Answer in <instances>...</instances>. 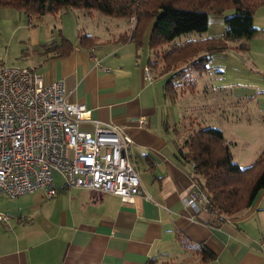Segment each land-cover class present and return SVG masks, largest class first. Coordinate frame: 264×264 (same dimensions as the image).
<instances>
[{
  "label": "crops",
  "instance_id": "obj_1",
  "mask_svg": "<svg viewBox=\"0 0 264 264\" xmlns=\"http://www.w3.org/2000/svg\"><path fill=\"white\" fill-rule=\"evenodd\" d=\"M20 13L2 8L0 19L13 35L19 31L22 42L28 39L39 47V57L30 66L45 82L70 76V100L83 102L92 117L118 124L129 134L131 159L144 191L122 200L110 192L64 187L62 182L51 198L43 190L39 195L27 192L15 197L0 193L12 198L9 204L0 202V213L8 215L7 221L0 220V264H197L187 258L192 255L179 244L177 231L215 251L213 259L200 264H264V187L252 206L219 225L205 222L206 212L195 213L184 203L193 185L191 163L176 156L180 122L175 97L164 93L167 76L144 77L149 48L142 57L141 48L122 41V34L129 31L87 33L96 44L82 48L79 37L84 31L79 32L77 24L72 41L63 26L58 34L50 24L40 29L30 20L29 27L24 26ZM44 16L37 17L39 23H44ZM59 33L72 42V52L62 57L45 53L43 44L57 39ZM257 92L258 86L250 85L236 87L235 94L255 97ZM80 127L91 130L93 125L83 121ZM263 148L258 146L250 157Z\"/></svg>",
  "mask_w": 264,
  "mask_h": 264
},
{
  "label": "trees",
  "instance_id": "obj_2",
  "mask_svg": "<svg viewBox=\"0 0 264 264\" xmlns=\"http://www.w3.org/2000/svg\"><path fill=\"white\" fill-rule=\"evenodd\" d=\"M264 6V0H0V9L12 8L29 17L54 15L67 7L78 8L90 14L94 10L128 21L133 18L129 33L122 34V41H131L135 48H141L145 32L150 57L147 66L156 77L166 75L164 93L176 97L181 88L180 78L189 67L200 73L208 70L207 64L214 53L230 49L231 42L239 39L249 40L259 31L253 23L255 11ZM234 12L224 19V31L218 36L201 39H188L176 42L181 35L207 30L208 13L223 14L225 9ZM122 37V36H121ZM96 39L84 34L79 37V46L89 49L95 46ZM239 50L247 51L248 44L241 42ZM44 52L53 56L69 55L73 44L59 33L57 39L43 44ZM191 88L194 81H187ZM177 129L176 156L191 163L192 182L199 185L209 196L210 211L203 219L214 225L255 202L264 187V148L247 165L234 160L229 143L221 128L201 126L186 135ZM181 135V136H180ZM180 136V137H179ZM179 244L189 250L200 264L213 259L215 251L204 241L190 242L188 238L175 233ZM186 258V259H187Z\"/></svg>",
  "mask_w": 264,
  "mask_h": 264
},
{
  "label": "built area",
  "instance_id": "obj_3",
  "mask_svg": "<svg viewBox=\"0 0 264 264\" xmlns=\"http://www.w3.org/2000/svg\"><path fill=\"white\" fill-rule=\"evenodd\" d=\"M144 77L153 78L147 65ZM72 80L45 82L33 66L0 65V193L15 197L40 189L54 197L55 172L64 187L110 192L122 200L144 191L130 155L132 138L120 125L92 117L83 102L70 100ZM83 121L92 129H82ZM137 122L144 125L142 118ZM183 201L195 213L211 209L209 196L194 182ZM7 218L0 213V220Z\"/></svg>",
  "mask_w": 264,
  "mask_h": 264
},
{
  "label": "rangeland",
  "instance_id": "obj_4",
  "mask_svg": "<svg viewBox=\"0 0 264 264\" xmlns=\"http://www.w3.org/2000/svg\"><path fill=\"white\" fill-rule=\"evenodd\" d=\"M233 12L229 8L225 9L223 14L209 12L206 31L181 35L175 41L218 36L224 31L225 17ZM86 14L82 9L67 7L54 15H45L44 23L41 24L37 17L28 19L27 15L20 13L24 26L29 27L30 20L32 26L36 24L40 29L43 24H50L51 27L53 25L56 27L53 28L56 34L63 26L68 35L66 38L72 41L76 24L79 32L82 29L84 34L96 32L98 35L128 32L130 25L133 24L132 20L131 23L127 19L111 17L98 10H94L92 16ZM253 23L259 29L257 34L249 40H235L231 42L230 49L214 53L207 63L208 70L200 73L196 68L189 67L180 78L181 88L173 102L179 114L177 124L180 122L179 129H183L184 135L196 129L198 123L201 126L221 128L230 142V150L235 153V158L241 165L250 164L255 158L250 157L251 152L262 144L264 146V6L255 11ZM149 29L145 32L143 46L140 49L142 57L148 52ZM11 31L12 28L3 24L0 19V65H35L33 63L39 57L37 53L39 47L29 44L28 39L22 42L18 39L19 31L15 35ZM241 42L248 44L247 51L237 48ZM218 68L223 70L221 74L217 72ZM189 80H195L193 88L188 84ZM250 85L258 86L255 97L235 94L236 87ZM54 179L57 186L63 182L57 172L54 173ZM39 193L40 189H37L26 195ZM0 198L1 205L9 204L12 200L3 195H0Z\"/></svg>",
  "mask_w": 264,
  "mask_h": 264
}]
</instances>
